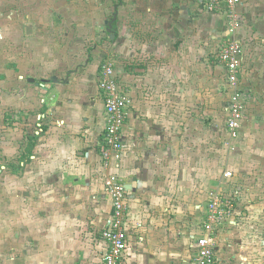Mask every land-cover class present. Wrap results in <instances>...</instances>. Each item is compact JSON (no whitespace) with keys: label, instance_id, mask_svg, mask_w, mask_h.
Wrapping results in <instances>:
<instances>
[{"label":"crops","instance_id":"0c3cea01","mask_svg":"<svg viewBox=\"0 0 264 264\" xmlns=\"http://www.w3.org/2000/svg\"><path fill=\"white\" fill-rule=\"evenodd\" d=\"M234 8L237 25L207 0H0V264H104L111 176L127 194L124 264H190L214 192L233 200L215 264H264V143L250 171L228 154L221 60L243 44L264 129V0ZM106 63L131 100L122 160L103 157Z\"/></svg>","mask_w":264,"mask_h":264},{"label":"built area","instance_id":"2783aa9c","mask_svg":"<svg viewBox=\"0 0 264 264\" xmlns=\"http://www.w3.org/2000/svg\"><path fill=\"white\" fill-rule=\"evenodd\" d=\"M242 0H207L209 9H215L220 5H227L230 10V20L239 22L235 6ZM234 31L233 27L231 31ZM243 44L238 40L230 41L221 53V60L226 66L227 79L230 85L237 88L240 68L243 59ZM100 88L104 91L105 111L107 125L105 130V148L103 157L106 161L110 158L122 160L124 156V144L122 131L126 121V108L130 103V97L123 92L120 81L116 76L112 63L103 66L99 81ZM240 94L235 92L234 101L229 106L230 117L228 128L232 138L239 135L244 118L243 105L239 100ZM106 187L113 201L114 212L108 222L103 236L109 244L103 261L104 264H124L123 257L128 248L127 233L125 230V216L127 208V194L125 187L116 176L106 178ZM231 206L215 194L209 203L207 221L204 224V234L197 238V254L190 264H215L214 232L226 216V210Z\"/></svg>","mask_w":264,"mask_h":264},{"label":"rangeland","instance_id":"374dc122","mask_svg":"<svg viewBox=\"0 0 264 264\" xmlns=\"http://www.w3.org/2000/svg\"><path fill=\"white\" fill-rule=\"evenodd\" d=\"M4 50V49H3ZM246 76H239V82L237 85V88L230 85V83L227 81V101H228V110H227V130H228V138L226 140V148L227 152L229 154V151H237V154H235V160H239L243 168H248V171H250V163L251 158L250 154L255 152V149L257 147L263 146L264 140L261 139V133H264V129L262 128H256L254 123L257 120L256 119V110L253 106L252 98L255 96L251 94V90H249V86L246 85ZM228 80V79H227ZM235 92H238L240 94V98L237 100L240 101V103L243 105L244 110V118L241 125L240 133L237 137L232 138L229 132L228 128V120L230 117L229 113V106H231V102H233L234 94ZM253 95V97H251ZM259 98L264 97L262 95L259 96ZM264 114V113H263ZM259 138V139H258ZM259 142V144H257ZM262 143V144H261ZM260 149V148H259ZM259 152L261 155H263V158L259 159L262 163V166L264 167V149H260ZM256 153V152H255ZM254 153V154H255ZM227 154V156H228ZM253 154V155H254ZM234 163L233 159H229L227 161V169L225 172V177L228 179V182L233 183L234 182ZM234 176V177H233ZM217 193V192H216ZM215 192L212 193V197L216 194ZM218 195V194H217ZM211 197V198H212ZM223 197L224 201H227L231 204V206L226 210V215L231 213L233 210V200L231 198H228L227 196H221Z\"/></svg>","mask_w":264,"mask_h":264},{"label":"water","instance_id":"95a60500","mask_svg":"<svg viewBox=\"0 0 264 264\" xmlns=\"http://www.w3.org/2000/svg\"><path fill=\"white\" fill-rule=\"evenodd\" d=\"M111 26H112V22L109 23L107 31H109L111 33V37H114V34L112 33Z\"/></svg>","mask_w":264,"mask_h":264}]
</instances>
